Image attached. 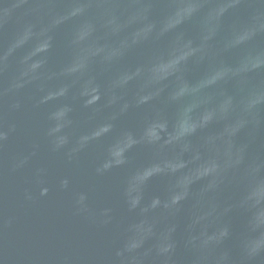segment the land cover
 Returning <instances> with one entry per match:
<instances>
[{"label": "clouds", "instance_id": "clouds-1", "mask_svg": "<svg viewBox=\"0 0 264 264\" xmlns=\"http://www.w3.org/2000/svg\"><path fill=\"white\" fill-rule=\"evenodd\" d=\"M163 3L154 19V0H0V31L16 25L0 45V170H29L43 197L52 163L41 160L42 142L69 164L101 146L98 176L145 146L151 159L122 181L120 221L111 207L92 208L87 191L72 193L77 215L116 229L118 244L102 264H252L264 256V0ZM65 25L66 59L52 67L54 34ZM137 49L144 57L113 72L102 89L97 71L110 72ZM190 67L201 70L190 78ZM77 104L87 110L83 118ZM27 105L46 109L38 137L14 118ZM141 107L150 111L139 130L114 134L116 121ZM22 135L24 145L9 152ZM155 178L166 182L164 194L148 197ZM69 186L67 176L57 179L59 190ZM234 214L242 219L235 236ZM233 237L238 256L225 244Z\"/></svg>", "mask_w": 264, "mask_h": 264}, {"label": "water", "instance_id": "water-1", "mask_svg": "<svg viewBox=\"0 0 264 264\" xmlns=\"http://www.w3.org/2000/svg\"><path fill=\"white\" fill-rule=\"evenodd\" d=\"M60 10L58 4L57 9ZM152 17L158 19L166 11L163 0H154ZM243 14V9L240 10ZM226 18V23L231 22ZM70 25L62 26L54 34V45L50 53L49 63L57 67L66 59L64 44ZM192 34L191 24L182 26ZM16 30V25L9 22L0 31V45L6 46ZM146 52L137 49L129 53L125 59L110 72L97 71V80L103 89L113 72L124 67L134 66ZM200 68L190 67L188 76L195 77ZM5 73L4 79H7ZM131 96V90L129 91ZM150 111L147 107L132 108L121 116L115 123L114 134L122 129L138 131L144 117ZM45 108L33 111L30 105L25 110L15 114L14 118L28 124V135L39 136L44 125ZM87 110L76 106V115L83 118ZM106 111L101 115H106ZM111 137L103 143L110 142ZM196 138H193L195 142ZM25 143V136L13 138L9 142L8 151H15ZM260 143L264 144V133L260 135ZM256 146H253L255 151ZM102 155V147L96 146L82 153L78 162L66 163L60 154H49L46 144L41 146V160L51 161L48 176L49 193L39 195L38 187L30 180V171L24 170L15 174L6 168L0 170V264H102L111 250L117 246L114 225L97 226L89 223L74 212L72 193L87 191L89 204L92 208L111 207L117 221L126 216V210L120 195L124 177L133 169L145 164L152 157V152L145 146H136L128 152V163L124 167L98 176L95 166ZM40 160L36 161L39 163ZM67 176L70 179L68 190L56 187L57 179ZM165 181L155 178L145 189L146 196L163 195ZM33 195V199H25V191ZM231 223L234 236L239 233L242 219L232 215ZM183 234L177 233L180 244L177 248V258L187 259V253L182 246ZM232 249L233 255L238 256L235 238L225 242ZM252 264H264V256L257 258Z\"/></svg>", "mask_w": 264, "mask_h": 264}]
</instances>
